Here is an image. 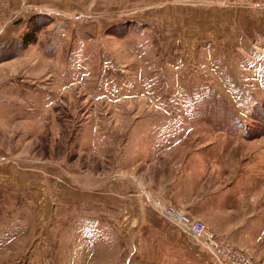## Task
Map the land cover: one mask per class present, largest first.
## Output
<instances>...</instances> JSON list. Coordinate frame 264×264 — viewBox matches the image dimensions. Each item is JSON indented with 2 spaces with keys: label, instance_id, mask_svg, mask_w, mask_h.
Returning <instances> with one entry per match:
<instances>
[{
  "label": "rangeland",
  "instance_id": "obj_1",
  "mask_svg": "<svg viewBox=\"0 0 264 264\" xmlns=\"http://www.w3.org/2000/svg\"><path fill=\"white\" fill-rule=\"evenodd\" d=\"M34 1L18 9L8 1L0 13L1 43L19 39L34 16L42 24L34 42L0 61V163L42 172L30 190L0 185V264H211L189 233L179 230L201 260L160 237L168 219L157 209L148 215L164 232L55 198V177L72 173L71 184L78 176L91 187L145 158L175 164L167 173L178 176L180 197L202 196L196 211L182 210L203 221L208 175L209 189L226 188L235 209L251 200L257 226L225 237L239 228H212L264 264V120L250 115L264 102V8Z\"/></svg>",
  "mask_w": 264,
  "mask_h": 264
},
{
  "label": "crops",
  "instance_id": "obj_2",
  "mask_svg": "<svg viewBox=\"0 0 264 264\" xmlns=\"http://www.w3.org/2000/svg\"><path fill=\"white\" fill-rule=\"evenodd\" d=\"M8 1L1 0L0 13L5 5L9 4ZM171 1L173 2L174 0ZM206 1L207 0H204V2ZM239 1L241 2V0H219V2ZM29 2L40 1L16 0V2L11 3H16V5H18L16 9H18ZM231 5L235 6L231 9L233 12L241 10L238 4ZM247 6L248 5H244V7ZM5 34L6 33L2 35ZM1 38L3 39V37H0V40ZM166 159L167 158H145L141 160L143 162H140V166H136L139 161L135 162V164L131 163L129 164L131 172L128 173V171L125 170V174H121L116 170L113 179L109 178L107 181L98 180V182L91 187H88L86 182L82 181L78 176L77 179L79 182L76 181L77 185L71 184V181H69L70 178L74 180L72 173H67L66 177H55L54 179H59V181H54V184L56 185V188L57 186L60 187V189H58L60 190V194L56 193L55 198L61 203L69 206H77L82 209H88L89 211L92 210L93 212L99 209L108 211L109 213L111 212L115 215L116 213H120L121 219L115 217L113 219L114 221L120 223L123 222L124 224L128 222L130 226H143L145 229L154 228L159 232H164L163 229H161L162 224H157L154 219L155 217L157 218L156 214L153 213L150 216L148 215L149 212H154L155 206L172 204L190 212L196 211L197 204L202 202V196H199L196 191L188 192L183 197H180L178 194V187H180L178 176L173 173H167V170L170 172L175 170V164H171L170 162L166 164ZM30 161L38 164L37 160ZM7 163L8 162L0 163V185H2V187L13 185L19 189L27 188L30 190L37 185L32 182V178L33 176L42 173L38 170L40 169L39 165L22 168L28 172L26 173L25 171L15 172L14 166H9ZM134 167L139 168V173H137V170H134L136 169ZM126 168L127 167H125V169ZM48 169L50 168L46 167L45 174H49ZM55 174L56 173H53V175ZM74 177L76 178L75 175ZM95 177L98 179L97 176ZM209 177L210 176L208 175L204 178L203 184L204 219L206 223L211 227L228 229L239 228L238 231L219 230L220 235L223 237L228 234L240 233V228H253L257 226L258 223L255 219V209L253 208V203L250 202L251 200H247L243 208L235 209V207L230 206L232 201L227 197L229 193L226 188L215 187L209 189V186L213 184L212 178L209 179ZM46 178L51 179L52 177L48 176ZM226 203H229L228 207L226 206ZM157 220L160 221L159 219ZM162 221L165 222L166 233L161 234V238L174 244L173 246L179 250H183L182 252H190L193 258L196 259L197 257L200 260L202 259V256L198 251V246L191 244V237L189 238V235L187 236L181 233V230L179 231V228L174 223L167 220ZM226 240L228 239L226 238ZM242 241L246 244L245 246H247L249 241H246L247 243L245 240ZM116 242L119 243L118 241ZM133 246L136 251H138L139 246ZM131 255L133 254L131 253Z\"/></svg>",
  "mask_w": 264,
  "mask_h": 264
},
{
  "label": "built area",
  "instance_id": "obj_3",
  "mask_svg": "<svg viewBox=\"0 0 264 264\" xmlns=\"http://www.w3.org/2000/svg\"><path fill=\"white\" fill-rule=\"evenodd\" d=\"M245 5L254 9L264 8V0H244ZM156 211L174 223L179 230L189 233L200 245L211 264H260L250 255L222 239L202 219L189 215L172 204L155 206Z\"/></svg>",
  "mask_w": 264,
  "mask_h": 264
},
{
  "label": "trees",
  "instance_id": "obj_4",
  "mask_svg": "<svg viewBox=\"0 0 264 264\" xmlns=\"http://www.w3.org/2000/svg\"><path fill=\"white\" fill-rule=\"evenodd\" d=\"M38 17L34 16L29 24V30L26 31L19 39H10L6 40L5 42H0V61L6 58L16 57L23 49H25L29 44L34 42L35 34L41 29L42 24L36 22ZM34 21V22H33ZM4 53V54H2ZM4 55V56H2ZM264 109V102L263 104L255 103L252 107V111L250 115L255 120H264V113L262 110ZM246 130L244 131V135ZM253 134H248L247 138H250Z\"/></svg>",
  "mask_w": 264,
  "mask_h": 264
}]
</instances>
